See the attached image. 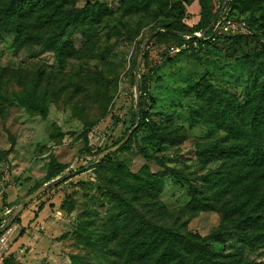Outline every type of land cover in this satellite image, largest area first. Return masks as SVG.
<instances>
[{
	"label": "rangeland",
	"instance_id": "1",
	"mask_svg": "<svg viewBox=\"0 0 264 264\" xmlns=\"http://www.w3.org/2000/svg\"><path fill=\"white\" fill-rule=\"evenodd\" d=\"M5 1L0 0V6ZM223 1L204 0L212 11ZM87 2L93 3L98 21L86 17L68 24L62 19L31 31L41 9L34 5L25 10L21 4L14 21L25 24L22 34L15 23L0 26V68H5L0 76V228L25 196L61 177L26 204L19 225L6 229L14 238L5 235L8 255L3 264H71L75 255L82 256L80 264H106L104 258L121 264L129 256L127 246L117 244L137 238L144 221L198 233L218 258L263 261L264 166L242 168L223 194L204 185L200 175L229 169L224 153L209 151L234 140L222 119L224 112L236 107L245 124L262 96L264 1L243 7L239 0L231 12L255 24L262 37L232 38L212 31L208 38L167 36L161 26L181 13L182 21L192 24L190 17L199 15V0H55L48 11ZM194 2L195 9L187 7ZM183 9L190 12L187 18ZM156 29L163 33L147 41L138 68L147 86L146 117L139 124L134 68L141 45ZM29 31L40 40L19 44ZM68 34L72 53L61 59L43 40L57 38L58 45ZM18 93L30 99L25 96L21 102ZM31 99L44 114L30 105ZM135 122L129 143L111 151L98 166L73 172L92 159L99 161L91 154L115 145ZM169 131L177 135L164 142L161 136ZM55 164L64 168L48 179ZM170 169L201 189V204L212 205L192 209L187 184ZM242 209L256 216L243 231L258 232L255 245L239 235L242 231L232 220ZM20 228V245H14ZM98 238L101 252L88 245Z\"/></svg>",
	"mask_w": 264,
	"mask_h": 264
},
{
	"label": "trees",
	"instance_id": "2",
	"mask_svg": "<svg viewBox=\"0 0 264 264\" xmlns=\"http://www.w3.org/2000/svg\"><path fill=\"white\" fill-rule=\"evenodd\" d=\"M54 1L55 0H6L0 6V26L12 25L15 23V10L18 9L21 4H26L25 10H28L30 6L34 5H38L41 9V14L36 16V20L39 22H35L32 25L33 27L31 28V31H34L35 27L51 25L52 23L58 22L62 19H64L68 24H74L77 20H83L86 17H89V19L87 20L88 22L98 21L99 16L94 10L93 3L87 2L84 6L78 8H62L61 6H57L52 7L51 11H48ZM238 1L239 0H227L225 3L228 14L233 18L235 17L231 12L237 5ZM262 1L264 0H241L244 5L243 7H247L250 3H258ZM199 4V18L195 24L188 25L186 24V22L182 21L183 15L181 13L176 21L168 22L167 24L161 26L164 29V33L170 37H179L180 33L190 34L201 32L202 30H204L215 17L219 9L212 11L211 6L209 4L206 5L204 0H199ZM25 14L26 13L22 11V15ZM183 14L187 15L186 9H183ZM235 19L240 20L237 18ZM243 20L249 28V33L231 35L228 34V37L235 38L241 35L248 34L259 37L261 36L260 31H258V28L255 24L249 22L247 19ZM14 26L16 27L19 35L22 34L24 29L26 28L22 20L16 22ZM31 31L28 32L27 36H21L18 43L24 44L28 41V39L40 40V37H38L39 35H35ZM211 31L212 30L209 29L206 34H204V38H208V34ZM161 33H163V31H159L156 35H159ZM189 39V41H192L194 37H191ZM43 41L46 42L47 47L52 49L61 59L64 56L71 55L72 53L70 34H68L63 40H61L58 45L57 38L47 39ZM262 41L264 42V34L262 37ZM3 72H5V68H0V76ZM146 89L147 86L145 82H142L141 75L139 79L140 94L138 100L139 124H141L146 117V112L144 110V104L146 101ZM260 90L262 96L257 100L255 108L252 110V114L245 122V124L237 117L236 107H233L232 109L229 108L224 112L226 113V118L222 119L224 122H226L228 132L234 140L225 144L224 146L217 144L213 145L209 149V151L214 154L224 153V155L230 160L228 162L229 169L222 170L220 168H216L215 170H210L200 175V180L204 183V185L208 187H215V191L218 193L223 194L225 191H228V189L242 175V168L264 166V107L262 104L264 103L263 84L260 86ZM25 96L27 97V99H30L29 94H24V96L19 93L18 95L16 94L17 99L21 102L23 101V97L26 98ZM30 105L33 107H37L40 113H45V109L42 108V106H37L39 105L37 100L31 99ZM134 115H136V112L134 113ZM176 135L177 134L175 132L169 131L163 133L161 137L164 142H170L171 139ZM130 141L131 136H129L125 143H129ZM124 144H122L120 147H123ZM85 150L90 152L91 147L86 146ZM3 151L4 150H0V153H3ZM97 153L98 150H95L91 155ZM105 159L106 156L96 162L92 159L86 165L79 166V168L75 169L73 172L80 173L81 171H85L89 167L98 166ZM153 159L158 161L157 158ZM63 168L64 166L60 164L51 166L48 179L57 176L63 170ZM169 173L175 178L183 180L187 184L188 189L191 193V200L189 202V205L192 209H205L206 207H210L212 205L208 202H203V204H201V199L198 196V193L201 192V189H199L196 185H193L187 179L183 178L178 171L170 169ZM260 175L264 176V169L261 170ZM4 197L5 196L3 195L2 198L4 199ZM262 201L264 203V196L262 197ZM121 205H124V201L121 202ZM43 207V203L39 204L38 210L40 211ZM223 215L225 217L228 216V208L223 209ZM232 220L236 228L239 231H242L239 232V235H242L250 245H255V240L259 235L258 232H254L250 235L243 231L246 226H251L256 222V216L248 215L246 210L242 209L236 216L232 217ZM19 221L20 216L17 215L14 218L13 223H18ZM261 225L264 226V218L261 220ZM23 233L24 229L21 228L19 231V235L21 236ZM135 236L137 238L130 242H126L124 245L117 244L118 248L120 247L122 249L126 245V251L129 256L128 259H125L123 262H121V264H129V262L130 264H264V260L256 261L252 259H245L241 256L218 258L216 256V252L210 248L209 243L206 242L204 236H201L200 234L189 230L175 231L171 226L167 227L162 225H154L153 223H149V221L141 222V225L137 229ZM107 239L108 242H110L113 238L111 237V235H109ZM99 241L100 238H98L94 242L89 241L88 245H91L93 249H97V251L101 252L102 249L98 248ZM81 258L82 256H71V264H80L79 260ZM104 259L106 260V264H120L119 259L115 261H111L109 259L107 260L106 258Z\"/></svg>",
	"mask_w": 264,
	"mask_h": 264
},
{
	"label": "water",
	"instance_id": "3",
	"mask_svg": "<svg viewBox=\"0 0 264 264\" xmlns=\"http://www.w3.org/2000/svg\"><path fill=\"white\" fill-rule=\"evenodd\" d=\"M227 0H224L223 3H222V6H224V4L226 3ZM218 17V14L215 15V17L212 19V21L208 24V26L202 30L200 32V34H196V33H190V36H203L210 28L211 26L213 25V23L216 21ZM160 29H156L154 31H152L148 36H147V39L146 41L141 45V48L139 50V55H138V58H137V62H136V65H135V68H134V86H135V94H136V118L138 119V114H139V110H138V100H139V94H140V90H139V73H138V68H139V64H140V61H141V57L143 55V52H144V48L146 47L147 45V41L153 36L155 35ZM137 125V122L134 123L133 127L125 134V136L119 141L117 142L115 145L113 146H110L104 150H102L101 152H99L98 154H96V160H100L101 158H103L104 156H106L107 154H109L111 151H114V150H117V148H119L123 143L126 142V140L129 138L130 134L132 133L133 131V128H135ZM61 178V177H60ZM60 178H56V179H53L51 180L50 182H47V183H44L42 185H40L36 190H34L33 192H31L29 195L25 196L20 204L18 206H16L9 218H8V221L7 223L0 228V234L8 227L10 226L12 223H13V220L14 218L20 214L21 210L24 209V207L26 206V204H28L39 192H41L44 188H47L49 186H51L52 184H54L55 182H57Z\"/></svg>",
	"mask_w": 264,
	"mask_h": 264
},
{
	"label": "built area",
	"instance_id": "4",
	"mask_svg": "<svg viewBox=\"0 0 264 264\" xmlns=\"http://www.w3.org/2000/svg\"><path fill=\"white\" fill-rule=\"evenodd\" d=\"M218 17L216 21L211 26V30L214 33H224V34H241L249 33V28L244 20H236L228 14V10L225 7H220L217 12ZM200 34V32H195ZM8 255V244L6 238L0 234V264H3L6 256Z\"/></svg>",
	"mask_w": 264,
	"mask_h": 264
},
{
	"label": "crops",
	"instance_id": "5",
	"mask_svg": "<svg viewBox=\"0 0 264 264\" xmlns=\"http://www.w3.org/2000/svg\"><path fill=\"white\" fill-rule=\"evenodd\" d=\"M195 5H196L195 2H194V3H189V5H187V7H189V8L191 7L192 9H195V7H196ZM186 13H187L186 18H187V17L190 15V12H189L188 10H186ZM198 18H199V15H198V14H197V15H196V14H195V15H192V16L190 17V20L192 21V24H190V25L195 24V23L198 21ZM13 225H19V224H17V223H13L12 226H13ZM10 226H11V225H10ZM10 226H9V227H10ZM12 226H11V227H12ZM11 227H10L9 229H11ZM13 227H15V226H13ZM7 228H8V227H7ZM7 228H6V229H7ZM6 229L1 233V235H3L5 238H6V236H5L6 233L9 232V229H8V230H6ZM20 229H21V228H20ZM14 231H15V230H13V235H14ZM19 231H20V230H19ZM11 233H12V232H9V233H8L9 237H12V236H11ZM16 233H17V232H16ZM22 236H23V235H22ZM22 236L19 235V236L17 237V240H15V242H13V244H14V245L19 244L18 242H20ZM12 238H14V237H12ZM19 245H20V244H19Z\"/></svg>",
	"mask_w": 264,
	"mask_h": 264
}]
</instances>
